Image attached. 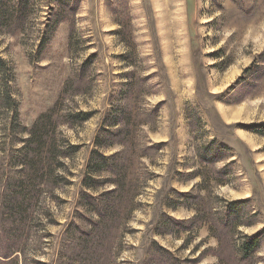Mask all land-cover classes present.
Masks as SVG:
<instances>
[{"label": "rangeland", "instance_id": "obj_1", "mask_svg": "<svg viewBox=\"0 0 264 264\" xmlns=\"http://www.w3.org/2000/svg\"><path fill=\"white\" fill-rule=\"evenodd\" d=\"M258 126L264 0H0V264H264Z\"/></svg>", "mask_w": 264, "mask_h": 264}, {"label": "trees", "instance_id": "obj_2", "mask_svg": "<svg viewBox=\"0 0 264 264\" xmlns=\"http://www.w3.org/2000/svg\"><path fill=\"white\" fill-rule=\"evenodd\" d=\"M3 98L6 100V102H10V103H12L13 100H14L12 94L9 93L7 90H6ZM254 130L256 132H258V133H261V134L264 133V129L263 128L261 129L260 126L254 128ZM99 156L103 157V155H101V154H99ZM99 160L100 161H98V164L95 166L96 170H99L100 168H104V166H106L105 162H106L107 159H99ZM102 162H104V163H102ZM87 179L88 180H86V186L88 188H91V189L94 190L95 186L92 183L93 182L97 183V181L94 180L95 178H93V177H89ZM108 193H105V194H102V195H106ZM98 213H100V212H98ZM259 237L260 236L258 234L250 236V238H248L245 242L242 243L243 244L242 245V251H243L245 257L250 256L252 253H254L255 251H257L259 249V247L262 244L260 239H259ZM15 253H16L15 251H10V249L9 250L7 249V250H5V252L0 253V259H3L4 262L9 263V262H11L14 259Z\"/></svg>", "mask_w": 264, "mask_h": 264}, {"label": "bare ground", "instance_id": "obj_3", "mask_svg": "<svg viewBox=\"0 0 264 264\" xmlns=\"http://www.w3.org/2000/svg\"><path fill=\"white\" fill-rule=\"evenodd\" d=\"M212 52V51H211Z\"/></svg>", "mask_w": 264, "mask_h": 264}]
</instances>
